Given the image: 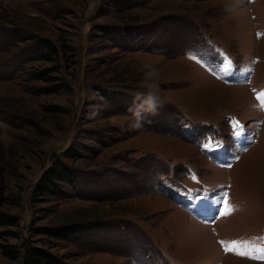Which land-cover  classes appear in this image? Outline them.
<instances>
[{"label": "rangeland", "instance_id": "rangeland-1", "mask_svg": "<svg viewBox=\"0 0 264 264\" xmlns=\"http://www.w3.org/2000/svg\"><path fill=\"white\" fill-rule=\"evenodd\" d=\"M1 154L0 264H264V0H0Z\"/></svg>", "mask_w": 264, "mask_h": 264}, {"label": "trees", "instance_id": "trees-1", "mask_svg": "<svg viewBox=\"0 0 264 264\" xmlns=\"http://www.w3.org/2000/svg\"><path fill=\"white\" fill-rule=\"evenodd\" d=\"M44 48H51L50 43L42 42ZM49 48V49H50ZM50 93H59L60 90L56 87H52ZM66 158L71 157L69 154H65ZM6 172L5 166V156L3 154L0 155V176L4 175ZM73 171L70 169L68 164L63 161V158L56 159L51 164L50 168L46 171L45 174L38 180V184H36V188L33 191L34 194H38V196L46 195L49 192H54L56 190H60L61 182H69L73 177ZM0 204V229H10L18 227V219L13 217L12 215L5 213L2 211ZM44 233H53V232H44ZM55 236H61L62 234H54ZM17 237L13 234V232L9 230H4L0 232V237ZM23 264H59V260L52 254L48 253L39 248H29L24 255V263Z\"/></svg>", "mask_w": 264, "mask_h": 264}, {"label": "clouds", "instance_id": "clouds-1", "mask_svg": "<svg viewBox=\"0 0 264 264\" xmlns=\"http://www.w3.org/2000/svg\"><path fill=\"white\" fill-rule=\"evenodd\" d=\"M148 76L151 77L154 80L158 79V77H159V70L157 68H153V70L148 73ZM153 88L157 91V87H156L155 84H153ZM149 107H150V109L156 107V105H155V103H154V101H153V99L151 97L149 99ZM140 126H141L140 123H136V124L133 125V127H140Z\"/></svg>", "mask_w": 264, "mask_h": 264}, {"label": "snow or ice", "instance_id": "snow-or-ice-1", "mask_svg": "<svg viewBox=\"0 0 264 264\" xmlns=\"http://www.w3.org/2000/svg\"><path fill=\"white\" fill-rule=\"evenodd\" d=\"M231 211H234V208L229 207L228 201H227V199H225V201H224V211H222L220 213V215L229 214ZM237 247H239V244L238 243H234L233 244V248H237ZM241 254H244V253H241Z\"/></svg>", "mask_w": 264, "mask_h": 264}]
</instances>
